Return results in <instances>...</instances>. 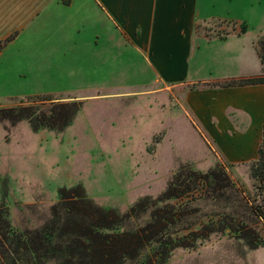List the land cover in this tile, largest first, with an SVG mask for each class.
I'll list each match as a JSON object with an SVG mask.
<instances>
[{
    "label": "rangeland",
    "instance_id": "rangeland-1",
    "mask_svg": "<svg viewBox=\"0 0 264 264\" xmlns=\"http://www.w3.org/2000/svg\"><path fill=\"white\" fill-rule=\"evenodd\" d=\"M204 1L211 9L212 2L217 10L223 9L222 0ZM244 1L239 12L248 21L241 22L264 34V0L261 9L255 0ZM229 21L200 23L195 43L238 34L240 26ZM3 24L0 36L8 31L9 23ZM54 29V19L47 16L0 53V108L82 102L63 131L35 132L28 121L15 126L0 121V205L5 202L15 226L40 225L58 201L61 187L81 184L97 204L125 212L144 196L157 197L180 169L206 172L217 163L245 193L254 195L249 163H224L216 145L208 143L191 121L184 103L186 86L163 88L140 77L138 60L133 64L135 78L127 79L132 76L126 75L128 64L121 56L113 61L105 57L100 71L94 64L84 67L74 54L57 48L79 55L101 49L85 39L74 45L58 34L51 40ZM210 50L205 56L211 59L201 71L206 75L222 72L224 65L215 57L223 52ZM212 208L203 205L201 213ZM165 264H264V247L250 249L230 233H218L194 248L176 249Z\"/></svg>",
    "mask_w": 264,
    "mask_h": 264
},
{
    "label": "trees",
    "instance_id": "trees-1",
    "mask_svg": "<svg viewBox=\"0 0 264 264\" xmlns=\"http://www.w3.org/2000/svg\"><path fill=\"white\" fill-rule=\"evenodd\" d=\"M229 22L240 26L238 35L249 29L245 22ZM16 35L0 40V53ZM254 44L264 65V34ZM257 84H264V69L214 86ZM81 107L73 100L0 108V121H28L35 132L63 131ZM249 165L254 195L217 163L206 172L180 169L157 197L144 196L125 212L97 204L81 184L59 188L58 201L38 226H15L2 202L0 264H165L176 249L194 248L218 233H230L250 249L264 247V125L258 158ZM203 205L213 208L201 213Z\"/></svg>",
    "mask_w": 264,
    "mask_h": 264
},
{
    "label": "crops",
    "instance_id": "crops-1",
    "mask_svg": "<svg viewBox=\"0 0 264 264\" xmlns=\"http://www.w3.org/2000/svg\"><path fill=\"white\" fill-rule=\"evenodd\" d=\"M222 1L223 9L217 10L214 2L211 9L204 0H0V26L9 23L0 40L17 32L14 41L28 27L52 16L55 29L51 40L58 34L74 45L85 39L88 45L101 49L99 53L91 50L88 55H79L66 51L67 47L57 48L74 54L84 67L94 64L100 71L105 57L107 60L110 55L113 61L121 56L128 64L126 75L130 72L132 76L127 79L135 78L133 64L138 60L142 63L140 77L153 79L163 88L186 86L184 103L202 137L216 145L224 163L246 164L258 158L264 125V84H214L263 71L254 44L259 33L248 29L241 35L202 40L198 44L194 39L197 26L204 21H248L239 12L244 0ZM255 2L260 9L263 7L262 0ZM57 24L60 32H56ZM210 49L225 52L224 56H215L224 65L222 72L206 75L201 71L211 59L205 56Z\"/></svg>",
    "mask_w": 264,
    "mask_h": 264
}]
</instances>
